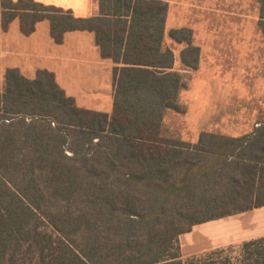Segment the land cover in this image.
Here are the masks:
<instances>
[{"label": "trees", "instance_id": "16d2710c", "mask_svg": "<svg viewBox=\"0 0 264 264\" xmlns=\"http://www.w3.org/2000/svg\"><path fill=\"white\" fill-rule=\"evenodd\" d=\"M78 17L34 0H0L6 31L28 36L49 24L94 34L114 68L110 114L80 108L53 73L7 69L0 89V264H264V236L183 260L179 237L198 224L264 206V119L249 133L167 137L168 111L182 113L186 84L165 45V0H97ZM264 35V1L261 8ZM167 36L198 69L192 31Z\"/></svg>", "mask_w": 264, "mask_h": 264}, {"label": "rangeland", "instance_id": "374dc122", "mask_svg": "<svg viewBox=\"0 0 264 264\" xmlns=\"http://www.w3.org/2000/svg\"><path fill=\"white\" fill-rule=\"evenodd\" d=\"M165 1L166 28L190 29L192 44L200 49L198 69L185 70L180 62L185 44L167 36L166 45L175 56L174 69L182 74L186 87L178 96L184 111H168L164 116L165 136L195 142L203 131L230 136L251 132L264 119V0ZM49 38L47 22L37 24L28 36L20 32L17 20L6 31L0 29V89L9 68H17L29 79L38 70H52L56 82L78 107L110 114V88L104 92L94 87L99 82L94 75L84 79L67 76L63 68L68 61L50 60ZM55 48L56 57L67 52L66 47ZM189 234L179 238L183 260L217 245L226 249L224 255L237 257L242 241L264 235V207L198 225Z\"/></svg>", "mask_w": 264, "mask_h": 264}, {"label": "crops", "instance_id": "0c3cea01", "mask_svg": "<svg viewBox=\"0 0 264 264\" xmlns=\"http://www.w3.org/2000/svg\"><path fill=\"white\" fill-rule=\"evenodd\" d=\"M34 1L42 3L44 5H50V6H55V7L61 8L64 11H70L72 13H75L78 17L88 18V17H94L98 14V1L97 0H34ZM166 20H167V16H166ZM43 22H46V21H43ZM39 23H41V22H39ZM39 23H37V24H39ZM0 29L2 30L1 24H0ZM165 29H166L165 30V45H166L167 33L171 29L168 30L166 28V24H165ZM51 40H52V38L50 36L49 43L51 44L50 49H51V52L53 54V56L50 58V60H51V62L56 61V60L59 62L62 61V62H64L63 64H65V62L68 61V64H67L68 67L63 68L66 70L65 73L67 76L73 77L72 75L74 74V76L82 77L83 79L88 75L97 76V77H99L98 78L99 82H97V81L94 82V84H93L94 87L95 86L101 87L100 89L104 92L109 91V88H110V91L113 93V86H114L113 70H114V68L123 67L124 64L115 63L110 58H103L101 56L99 48L96 46L95 37H94L93 33L86 32V31L68 32L64 35L63 42L61 44H56L53 40L51 42ZM55 47H66V51L68 52V54H67V52H63V53H60L61 55L56 57L55 51L57 49ZM9 69H11V68H9ZM41 70H46V69H41ZM47 71H49V70H47ZM49 72H51L53 74L56 73V71L54 72L52 70ZM67 76H66V79H67ZM62 85H63V87H65V84L62 83ZM65 88L67 89V87H65ZM109 103L111 104V109H112V96L109 98ZM260 208H262V207H260ZM256 209H259V208H256ZM253 210H255V209H253ZM253 210H251V211H253ZM244 213H247V212H244ZM244 213H240V214H244ZM240 214H236V215H240ZM236 215H232V216H236ZM228 217H231V216H228ZM224 218H226V217H224ZM221 219H223V218H221ZM217 220H220V219H217ZM213 221H215V220H213ZM209 222H211V221H209ZM206 223H208V222H206ZM202 224H204V223H202ZM198 225H201V224H198ZM198 225L193 226L190 232L185 233L181 236H185V235L189 236L190 235L189 233L192 232L193 228H195ZM262 236H264V235L256 236V237H253L251 239H255L258 237H262ZM251 239H248V240H251ZM248 240H245V241H248ZM245 241H242V242H245ZM179 244H180V242H179ZM230 244H233V243H230ZM221 247L222 246H219V245H217V247L213 246L207 251L217 249V248H221Z\"/></svg>", "mask_w": 264, "mask_h": 264}]
</instances>
